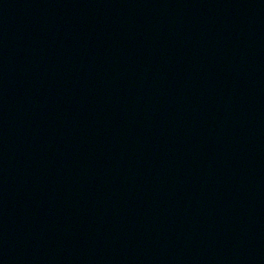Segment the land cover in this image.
Returning a JSON list of instances; mask_svg holds the SVG:
<instances>
[{"label":"water","instance_id":"1","mask_svg":"<svg viewBox=\"0 0 264 264\" xmlns=\"http://www.w3.org/2000/svg\"><path fill=\"white\" fill-rule=\"evenodd\" d=\"M0 264H264V0H0Z\"/></svg>","mask_w":264,"mask_h":264}]
</instances>
